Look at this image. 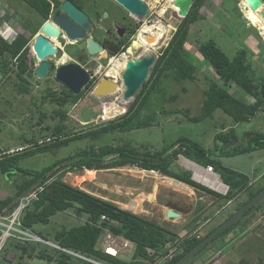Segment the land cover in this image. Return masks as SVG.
I'll list each match as a JSON object with an SVG mask.
<instances>
[{"label":"trees","instance_id":"1","mask_svg":"<svg viewBox=\"0 0 264 264\" xmlns=\"http://www.w3.org/2000/svg\"><path fill=\"white\" fill-rule=\"evenodd\" d=\"M23 1L40 14L43 20L48 17L51 5L53 4V8L57 11L61 2V0ZM74 1L78 2V0ZM202 2L203 0H194L186 16L178 21L171 38L149 69V75L135 94L134 100L129 106L126 104L125 108L128 106V109L119 116L97 124L91 122L83 129H70V125L64 122L67 117L62 109L68 104H75L82 90L78 94H73L65 87L58 91L47 89V96L44 98L55 104L52 116L59 118V122L52 127V139L40 143L30 140L27 146L12 152L0 148V174L14 187L11 195L0 198V211L12 209L21 195L42 186L37 198L22 212L21 225L47 240L38 226L48 224L50 218L57 212L73 210L76 216L84 218L85 221H78L68 227L61 225L53 233L52 242L108 264H151L179 241V250L170 261L164 263L171 264L214 228L211 227L202 236L186 235L180 238L152 220L61 180V175L66 171L111 169L129 165L174 178L193 187L196 192L204 191L217 199H223L224 203L233 202L241 193L249 189L251 184L246 174L224 166L216 158L264 149L262 133H249L248 139L243 144L233 127L228 128V131L216 132L213 138V152L182 135L158 148L145 144L137 146L128 140L113 143L117 141L116 135L119 133L124 134L158 124L164 103L177 98L176 94L166 96L162 85L163 79L175 82L197 79L198 65L193 58L191 59L192 54L186 50L185 43L188 40L190 25L199 18ZM28 41L29 38L23 32H18L11 42L0 37V80L13 76V87L21 94L30 91V76L34 67ZM196 46L202 61L210 67L222 85L213 79L205 84L199 113L190 116L187 115L189 112L187 109L183 111L190 122H199L211 116L216 109L230 116L234 123L247 122L258 111L264 112V76L255 75L249 62L248 48L239 47L229 57L211 38L198 42ZM87 85L93 86V82L90 81ZM231 88L240 89L245 96H251L252 101L246 100L245 97H237L230 90ZM121 108L124 109V106ZM40 113V118L46 117L45 112ZM109 136L111 141H107ZM82 140L87 141L84 146L77 148L72 154L56 158L40 169L21 166V161L26 157L36 156ZM179 156L203 167L210 166L228 186L226 193L221 194L195 181L192 172L177 163ZM13 177L18 178L13 179ZM261 187L240 200L235 208L246 202ZM263 204L252 206L242 216ZM230 214L228 213L227 216ZM101 215L112 223L108 221L98 223ZM235 223L225 228L218 236L224 234ZM101 227H107L111 232L120 234L134 243L133 254L129 260L107 255L97 247V240L102 232ZM9 246L22 259L38 258L47 263L53 262L52 264H89L41 242L10 239L4 249ZM17 264L26 263L21 260Z\"/></svg>","mask_w":264,"mask_h":264},{"label":"rangeland","instance_id":"2","mask_svg":"<svg viewBox=\"0 0 264 264\" xmlns=\"http://www.w3.org/2000/svg\"><path fill=\"white\" fill-rule=\"evenodd\" d=\"M144 1L148 5L149 14L142 18V21L147 24H143L137 37H140L147 49L152 50L158 56L176 29V24L179 21L175 15L177 8L171 5L172 0ZM204 5V8L199 11V18L190 25L188 40L185 43L186 50L191 54L194 52L200 56L197 51V43L205 39H210L211 37L217 41L229 57L239 47H246L249 49V62L255 75L264 76V20L257 13L260 9L253 11L246 4L244 6L246 11L244 12L245 17H242L239 15V9L236 7H232L231 9L233 5L227 6L221 4L220 0H206ZM220 8L227 11L231 9V12H219ZM210 11H217V15L221 16H211ZM36 14V11L23 0H0V21L2 19L10 21L18 32H23L27 18L35 20L37 18ZM164 24L165 27L163 28ZM24 32L26 36H30V32ZM151 35L153 37L150 41L143 38V36ZM136 41V39L132 41L135 48H132L131 43V45H126L130 51V57L142 55V47L136 44ZM103 57H105L104 52L97 53L93 62L85 65V67L92 73L93 70L97 69V65ZM192 58L198 65L196 80L175 82L170 79H163L162 85L165 88L166 96L176 94L177 98L172 101L167 100L164 103L158 124L124 134L119 133L116 135L117 141L113 143L128 140L137 146L145 144L158 148L162 144H168L182 135L191 138L213 152L214 134L219 131H228L230 127L234 128L235 134L243 144L248 139L249 132L264 134V112L262 111H258L249 121L242 123H234L232 118L220 109L214 110L211 116L203 118L199 122H190L187 119V115L192 116L199 113L203 98V87L210 79L218 81L222 85V82L214 76L210 67L204 61H201L203 60L202 57H200L201 60H195V57L191 55ZM65 59V56H61L59 60L56 58L54 67L42 78L36 77L32 72L30 76V91L27 94L18 93L14 89L12 83L14 80L13 76L0 80V148L6 152H12L20 150L23 146H27L30 140H36L40 143L52 139V127L59 122V118L52 116L55 104L51 103L48 98H44V96H47V89L58 91L65 87L55 77L57 64ZM99 79H101L99 75H95L90 80L93 82V86L85 85L82 88V94L79 100L75 104H68L62 109V112L67 117L64 122L70 125V129H83L91 122L97 124L115 118L123 113L105 119L101 118L102 116H107L106 112L103 113L102 102L115 99L116 101L113 104H119V92L116 90L115 93L107 96H94L92 89ZM117 80V86L121 89V86H123L122 80L121 78ZM230 90L237 97H245L248 101L252 100L251 96H245L238 88H231ZM129 103L128 101H123L121 102V107L124 106L125 110L126 104ZM185 109L189 111L187 115L183 113ZM40 112H45L46 117L40 118ZM81 120L91 121L84 123ZM111 140V136H109L107 141ZM86 142L85 140L75 141L58 149H52L51 151L48 150L36 156L26 157L21 161V166L30 169H40L44 165L52 163L56 158L72 154L77 148L84 146ZM257 150H260L258 151L260 153L238 154L229 156L228 158H222L227 157L222 156L216 159L221 160L220 162L226 167L235 169L239 167L248 172L251 162L258 158V156L263 158V161L257 164L258 167L261 168L264 165V149ZM185 159L179 156L177 163L193 173V170L183 163ZM212 172L214 171L212 170ZM214 173L220 180L219 175L216 172ZM14 178L17 179L18 177ZM61 180L99 198L111 201L120 208L129 210L153 221L157 220V215L159 214V210H161L160 205L165 203L180 205L183 202L186 206L191 207V209L193 208V212L187 215V219L201 215L199 222L190 221L193 228H197L202 224L201 222L210 217L208 224L206 222V224L197 229L196 234L199 236L204 235L209 227L221 221L228 213H231L239 201L245 199L250 192L264 185V180L252 183L247 191L241 193L233 202L214 214L216 206L214 205L213 207L211 201L215 196L204 191L197 193L192 187L183 185L177 180L153 170H145L126 165L111 169L66 171L61 175ZM199 183L204 185L201 182ZM206 187L224 194L220 190L213 189L209 186ZM13 191V185L6 177L0 174V197L11 195ZM198 197H202V199H197ZM216 202V204L221 206L224 200L219 199ZM201 206H207V208L201 210ZM197 209L199 213H195ZM78 221H82V218L76 216L73 210L61 211L53 215L48 224L39 225L38 227L42 234L48 238L46 241L52 242L51 238L56 229L61 225L71 226L78 223ZM163 226H166V224H163ZM171 232L177 234L175 231ZM184 236L182 235L180 238ZM41 243L50 248L57 249L50 244ZM99 243H101V240H99ZM174 246H178L179 250V241ZM0 259L4 264H17L21 260L26 264H50L38 258L28 259L24 257L22 259L11 246L1 251Z\"/></svg>","mask_w":264,"mask_h":264},{"label":"water","instance_id":"3","mask_svg":"<svg viewBox=\"0 0 264 264\" xmlns=\"http://www.w3.org/2000/svg\"><path fill=\"white\" fill-rule=\"evenodd\" d=\"M115 1L139 19L145 17L147 14L148 6L144 0ZM192 3L193 0H172V4L177 7L175 15L178 17L179 21L186 16ZM249 6L252 10L259 6L263 7L258 10L257 13L264 20V4L261 0H250ZM59 10L60 12L51 16L53 23L47 20L41 24L40 32L34 36V41L30 44L31 52L36 59L39 60L36 62L32 70L33 74L38 78L44 77L49 71L50 63L45 57L57 51L56 47L45 37V35L51 38H56L59 34V29H61L70 39H83L85 37L84 27L87 29L90 28L89 22L86 19V14L77 8L70 0H63L59 5ZM106 15L107 13L104 12V16ZM152 37V35L143 36V38L147 41H150ZM87 49L91 54H95L103 50L102 46L91 38L87 39ZM157 57L158 56L155 53L149 52L140 56L131 57L126 61L120 76L124 87L122 96L123 101H128L129 103L134 100L135 94L140 89L142 83L147 79L149 69ZM55 77L73 94H78L91 80L90 73L87 70L79 64L72 62L57 66ZM116 87V81L108 77H103L94 85L92 94L96 97L107 96L115 93ZM128 106L125 108L123 113L128 109ZM192 178L195 181H198L194 178V173H192ZM262 203H264V185L246 202L235 208L229 216L223 219L171 264H184L201 249L211 245L216 240L220 232L238 221V219L248 209L254 205ZM179 215L180 211L173 208H169L166 211V217L168 218L178 217Z\"/></svg>","mask_w":264,"mask_h":264},{"label":"crops","instance_id":"4","mask_svg":"<svg viewBox=\"0 0 264 264\" xmlns=\"http://www.w3.org/2000/svg\"><path fill=\"white\" fill-rule=\"evenodd\" d=\"M246 4L247 3L245 2V0L241 1V5L243 7ZM243 11L246 12L245 9ZM218 33L222 34L221 32ZM211 39H213L217 43V41L213 37H211ZM192 55L195 57V60H201L200 59V57H202L201 55L198 56V54L194 52L192 53ZM87 121H91V120H87ZM87 121L81 120V122L84 123ZM258 151L260 150L251 151L246 154H252ZM244 154L245 153H243L242 155ZM228 157L229 156L222 158H228ZM262 161L263 158L260 156H258V158L252 161L250 164V168L248 170L249 173L239 167H236L239 170L235 168L232 169L246 174L249 177L250 184L255 182H260L264 180V165H262V167L259 168L257 164ZM178 182L182 183L183 185H187L181 181ZM5 197L2 196L0 198H5ZM197 199H202V197H198ZM216 201H219V199H217L216 197L213 198V200L211 201V203H213V207L214 205L216 206L215 207L216 211L214 214H216V212H219L220 209L226 207L228 204L231 203L230 201H228L226 203L221 204V206H219V204H216L217 203ZM160 207L161 210H159V214L157 215V220H154V222L160 224L161 226H163V224H166V226L163 227H165L169 231H175L179 237H181L182 235L196 236V237L199 236L198 234H196L197 229L203 226L204 224H206V222L208 224V221L210 220V217H208L203 222H201L202 224H200L197 228H193V226H191L190 221L199 222L200 220L199 217L201 216V215H197L192 219H187V215H190L193 212V208L191 209V207L186 206L185 203L183 202L180 203V205L175 203H165L160 205ZM169 208H173L180 211V215L178 217H173V218L166 217V211ZM205 208H207V206H203L201 210H204ZM195 213H199V212L196 211ZM214 214L212 215L214 216ZM226 217L222 218L221 221ZM221 221H218L211 227H215ZM211 227H209L207 230H209ZM191 229L193 230L191 231ZM99 240L100 239L98 238L97 240L98 246L100 244ZM133 250L134 247L133 249H131L130 252H121L118 257L124 260H129L132 257ZM52 263L53 262H50V264ZM164 263L165 261H161L157 259L154 263L151 264H164ZM184 264H264V204L258 207L257 209L252 210L247 215L242 216V218L240 220L238 219V221H236V223L231 228H229L224 234L218 236L211 245L202 249L200 252L194 254Z\"/></svg>","mask_w":264,"mask_h":264},{"label":"flooded vegetation","instance_id":"5","mask_svg":"<svg viewBox=\"0 0 264 264\" xmlns=\"http://www.w3.org/2000/svg\"><path fill=\"white\" fill-rule=\"evenodd\" d=\"M62 1L63 0H61V2ZM70 1L77 8H79L81 11H83L86 14V19L89 22L90 28L87 29L84 27L85 37L83 39H75V40L70 39L65 35V33L61 29H59V34L56 38H51L45 35V37L57 49L55 53L51 55H47L45 57L50 63L49 71L51 70V68L54 67V62L56 58H58L59 60L61 56H65L66 59L61 60L57 64V66L72 62L75 64H79L85 70L89 71V69H87L85 65L93 62L94 57L99 52L95 54L89 53L87 49V39L88 38H91L97 43H99V45H101L103 48V50L100 52H104L105 56L107 57L119 51L120 49H123L126 52H128V54H130L129 53L130 51L128 50L127 46L131 45L134 39L141 40L140 37H137V35L140 32L141 30L140 28L143 26V24H147V23H144L142 21V18L139 19L133 14H131L129 11L124 9L115 0H82V1L78 0V2L74 0H70ZM241 1L240 0H236V1L235 0H220V3L227 5V6L233 5L231 6V9L232 7H236L237 9H239V15L242 17H245L244 11H243L244 7L241 5ZM249 1L250 0H245L248 6L250 3ZM261 1L264 4V0H261ZM205 2L206 0H203L199 11H201V9L204 8ZM261 8L263 7L259 6L256 9H261ZM231 9H228L227 11V10L220 8L219 12H222V13L231 12ZM256 9H253V11ZM58 12H60L59 6H58V10L56 11L53 8V4H52L50 13L46 19L43 20V17L36 12L37 18L35 20H31L28 18L26 20L27 21L26 26L25 28H23V30L30 32V36H26V35L25 36L29 38V41H28L29 52H30L31 57L33 58L34 64L35 62H38L39 60H37L36 57L31 52L30 44L34 41V36L40 32L41 24L47 20L52 22L51 16ZM104 12L107 13L106 16H104ZM210 12H211V16H221V15H217V11H210ZM147 14H149L148 9H147ZM24 31L23 33L25 34ZM52 39H55L53 40L54 43L52 42ZM131 46L132 48H135V45L132 44ZM99 62H104V57Z\"/></svg>","mask_w":264,"mask_h":264},{"label":"built area","instance_id":"6","mask_svg":"<svg viewBox=\"0 0 264 264\" xmlns=\"http://www.w3.org/2000/svg\"><path fill=\"white\" fill-rule=\"evenodd\" d=\"M17 35H18V31L14 28V26L11 24L10 21L5 19H2L0 21V37L3 40L7 42H11L16 38ZM122 55H124L126 61L129 58H131L130 55L123 49H120L119 51L115 52L114 54H111L108 57L105 56L104 62H99L96 70H93L92 73L88 71L90 73V79H92L95 75H99V78L108 77L113 80V77L110 74H107V71L111 69L113 66L119 64L123 60L121 57ZM203 168L212 171V168L210 166H206ZM225 186H226L225 190L222 191L224 194L228 189V186L226 184ZM41 189L42 186L33 188L29 192L21 195L16 200V203L14 204L12 209L10 210L3 209L2 211H0V256H1V251L4 249L8 240L19 239L20 241H41L50 244L53 247L57 248L58 250L66 252L74 256L75 258H79L89 264H108L105 261L95 259L94 257L87 256L78 251L64 248L55 243L46 241L36 233L30 231L27 228H24L21 225L20 218L22 212L33 200L37 198V193ZM82 221H85V219L82 218ZM100 221H108L112 223V221L108 220L104 215H101L98 223H100ZM101 228H102V232L99 236L101 243L98 246V248L103 253L113 257H118L121 252H130L131 249H133L134 243L131 240L123 237L120 234H115L111 232L107 227H101ZM177 251H178V246L170 247L165 254L159 255L156 258V260L159 259L161 261L168 262L173 258V256L176 254ZM0 264H4L1 261V259H0Z\"/></svg>","mask_w":264,"mask_h":264},{"label":"bare ground","instance_id":"7","mask_svg":"<svg viewBox=\"0 0 264 264\" xmlns=\"http://www.w3.org/2000/svg\"><path fill=\"white\" fill-rule=\"evenodd\" d=\"M154 1H157V0H154ZM171 5L174 6L172 4V1H171ZM53 40H55V39H52V42H53ZM136 40L137 41L135 43L142 47L141 54H146V53L152 52V50H150V49L147 50L146 45L143 41H141L139 39H136ZM121 57L123 60L119 64L113 66L111 69H109L107 71V74H110L113 77L114 81H116L117 79L120 78L121 70L124 68V65L126 63L124 55H122ZM116 90H118V92H119L118 93V99H119L118 103L119 104H117V105L113 104V102L116 101L115 99L109 100V101H103L102 102L103 113L106 112L107 116H102L101 117L102 119L112 117V116L119 114V113H122L124 111V109L121 108V102H123L122 96H123L124 87L121 86V89H120V87L117 86ZM183 163L187 167H189L193 170L194 178H196L199 182H201V183H203V184H205V185H207L213 189H216V190H221V191L225 190V188H226L225 184L223 182H221L219 180V178L217 177V175L214 172H212L211 170L204 169L203 167H201V166H199V165H197V164H195V163H193L187 159H185Z\"/></svg>","mask_w":264,"mask_h":264}]
</instances>
